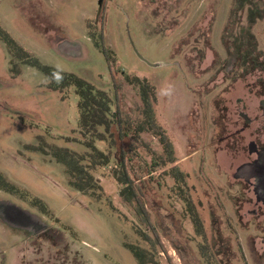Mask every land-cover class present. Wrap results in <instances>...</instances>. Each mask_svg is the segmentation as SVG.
<instances>
[{"label":"rangeland","instance_id":"obj_1","mask_svg":"<svg viewBox=\"0 0 264 264\" xmlns=\"http://www.w3.org/2000/svg\"><path fill=\"white\" fill-rule=\"evenodd\" d=\"M254 12L236 0H104L101 8L100 0H0L3 28L44 65L108 92L127 135L115 126L113 141L98 142L103 150L114 145L117 156L93 173L104 188L102 200L70 187L64 166L31 146L87 151L75 89L64 95L51 90L42 72L19 63L22 74L14 76L16 63L10 66L0 40V172L23 192L0 189V264H139L125 244L154 250L158 264H183L178 251L200 264L203 241L186 197L205 233H232L248 264H264L254 251L264 256V206L249 203V182L243 197L239 186L254 178V194L264 198V157L247 164L251 152L264 147V76L236 81L244 72L232 71L228 56L244 31L264 51V18L251 24ZM91 32L114 51L113 70ZM125 75L156 86L155 118L172 143L186 197L157 159L164 156L159 139L150 130L138 132L144 106ZM224 149L234 150V157ZM155 164L157 173L146 185ZM126 172L149 224L135 203L121 197L125 185L118 178ZM36 199L47 204L49 215L33 204ZM136 227L153 244L141 240Z\"/></svg>","mask_w":264,"mask_h":264},{"label":"trees","instance_id":"obj_2","mask_svg":"<svg viewBox=\"0 0 264 264\" xmlns=\"http://www.w3.org/2000/svg\"><path fill=\"white\" fill-rule=\"evenodd\" d=\"M236 1L240 4L246 3L250 6L252 5L253 9H255V12L249 15L251 24H254L258 20L264 18V0ZM239 7H241V5H239ZM91 26L94 27L96 31V26L93 22ZM90 35L92 40L95 42L96 47L105 55L110 69L113 70V68L117 65L114 51L109 47H105L102 41V36L99 37L94 32H91ZM0 40L6 45L11 56L10 66H13L14 63H16L15 66L11 68V73L14 76L22 74V69H20L18 65H24L36 68L42 72L49 79L48 87L51 90L59 91L64 95L66 90L69 88L73 87L75 89L76 96L79 99V128L84 140L82 144L86 147L87 151L85 153H77L68 148H62L57 145L47 143H45V145L48 152H45L46 150L44 148L39 149L35 146H31V148L36 151L41 150L44 151V153L50 154L57 163L63 165L70 187L92 199H96L97 201L102 200L105 195V191L100 181L93 173L98 168L109 166L112 163V158H116L117 156L116 154H113V151L116 149L114 145V147L111 145L110 148L108 146V149L103 150L98 146V142L107 144L108 142L113 141V129L115 126H117L120 133L124 131L117 113L113 112L114 101L112 97L108 92L97 89L94 85L76 75L65 73L54 67L44 65L38 58L20 45L1 24ZM239 40H241V44L234 46L233 48H228V56L236 59L238 69L244 72L241 76L242 79L246 80L249 74L257 72L264 76V51L260 50L256 37L252 33L248 35V32L244 31ZM17 63L19 64L17 65ZM125 79L131 86L138 89L144 106L143 115L145 122L138 127V132H146L150 130L153 132L154 136L159 139V142L164 150V156L157 159L160 160L162 167L167 169V173L173 177L177 189L186 194V179L178 169V161L174 157V151L170 138L164 128L157 123L155 118L154 107L158 101L156 86L147 79H141L137 76L125 75ZM242 79L238 77L236 81H241ZM261 90L262 91L259 92V95L264 97V87H262ZM257 91H259V89H257ZM221 105V100L219 98L216 99L215 106L219 113ZM219 116L221 119L222 115L219 114ZM223 118H226V116ZM122 134L124 136L126 135L124 133ZM38 139L44 141L42 136ZM68 142H70L69 139ZM224 151H227L226 153H230L232 157L235 155L233 154L234 150L232 151V149H224ZM155 165L156 167H153L150 170L149 176L145 179L144 184H151V179L154 174L157 173L155 169H157L158 166L157 164ZM152 166L153 164L151 167ZM118 179L121 184L125 185V188L121 190V197H123L125 202L129 205L135 203L137 212L143 216L144 221L149 224L150 216L145 209V204L139 198V194H137L134 189V182L132 178L126 172L124 179ZM0 189L13 195L23 194L20 188L11 183L2 172H0ZM141 191L144 193V196L149 194L146 192V187L141 188ZM186 196L187 194L185 197ZM36 201L37 202L33 204L39 207L46 215H49L50 213L45 211V209L48 208L47 204L39 199H36ZM184 202L188 203V212L191 214V220L195 228V232L198 234L205 233L203 222L197 213L194 212L193 208L190 207L187 197L184 198ZM136 229L141 240L147 244H153L152 238L148 234L137 227ZM125 247L132 252L139 264H158L154 250L130 244H125ZM175 249L177 250V248Z\"/></svg>","mask_w":264,"mask_h":264},{"label":"flooded vegetation","instance_id":"obj_3","mask_svg":"<svg viewBox=\"0 0 264 264\" xmlns=\"http://www.w3.org/2000/svg\"><path fill=\"white\" fill-rule=\"evenodd\" d=\"M236 59L231 60V65H232V71L236 69ZM258 73V72H257ZM257 73H251L247 76H257ZM244 80V79H242ZM260 89V88H258ZM263 108V107H262ZM261 149V150H260ZM259 151H252V155L249 156L248 163H256L257 161H260L264 157V147L260 148ZM263 153V154H262ZM253 155L256 156V158H253ZM239 156V155H238ZM237 156V157H238ZM240 157V156H239ZM252 157V158H250ZM244 184H240V193H242V197L244 196V192L242 188H244L245 184H248L249 182V187H251V190L247 191L249 193L251 201L249 203H255L257 206H264V198L260 197L259 195L254 194V188L256 184V180L254 178H249L246 177V179L242 180ZM240 198H238L239 200ZM242 201V198L240 199ZM241 205V203H239ZM238 214V213H237ZM238 216V215H237ZM239 220V218H238ZM240 221V220H239ZM196 233V232H195ZM196 235L202 239L203 243L200 244L199 246V255L200 259L203 261L201 262L200 260H197L198 262L200 261V264H248L246 261V257L243 251V246L241 244V241L239 240L240 244H236L234 238L232 237L233 234H225V233H220V234H211L214 235L211 237V235H208L207 233L203 234H198ZM254 249V248H253ZM258 260H261L264 258L262 254H258L256 249H254ZM179 255L181 257V260H183V264H190L187 262V260L184 259V254L180 251ZM186 258V257H185ZM187 259V258H186Z\"/></svg>","mask_w":264,"mask_h":264},{"label":"water","instance_id":"obj_4","mask_svg":"<svg viewBox=\"0 0 264 264\" xmlns=\"http://www.w3.org/2000/svg\"><path fill=\"white\" fill-rule=\"evenodd\" d=\"M103 2H104V0H100V8H101ZM100 11H101V10H100Z\"/></svg>","mask_w":264,"mask_h":264}]
</instances>
